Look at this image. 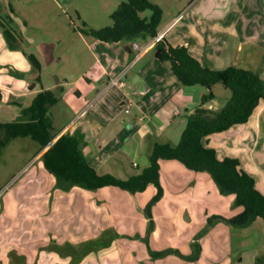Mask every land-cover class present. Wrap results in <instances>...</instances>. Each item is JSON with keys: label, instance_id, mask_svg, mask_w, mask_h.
Wrapping results in <instances>:
<instances>
[{"label": "crops", "instance_id": "0c3cea01", "mask_svg": "<svg viewBox=\"0 0 264 264\" xmlns=\"http://www.w3.org/2000/svg\"><path fill=\"white\" fill-rule=\"evenodd\" d=\"M53 1L61 6L57 0ZM224 1L229 5L225 10L215 9L192 14L195 11L193 7L198 4L194 2L185 10L183 18L173 15L169 21V17L162 14L160 24L164 21V28L160 29L159 25L157 34L165 32L164 40L168 45L174 48L186 47L190 55L204 66L215 70L236 66L258 73L264 80V0ZM121 5L122 2L119 9ZM20 23L27 29L25 22ZM74 31L94 60L62 58L56 54L57 44L54 41L43 43L39 56L33 51L28 53L21 44L24 40L30 43L32 39L21 30L18 34V31H13L10 27L6 29L0 20V67L7 68L5 73L0 72V93L6 97V104L10 103L11 98L24 100L23 122L36 121L42 105L47 104L53 128L58 134L56 139L63 134L73 136L83 156L99 175L109 174L127 180L150 166V156L155 144L176 146L179 143L186 127V116L201 103L207 89L182 85L173 74L170 63L161 60L162 51L157 49L156 44L151 45L152 38L146 41L134 40L128 45L123 40L100 41L83 34L76 25ZM88 39H92L90 44ZM133 44L147 49L128 71L125 88L106 90L109 79L133 61L136 54L132 49ZM61 64L64 65L63 69L58 67ZM228 100L225 99L223 104ZM93 101V106L86 109ZM222 105L217 106L213 101L210 107L217 110ZM32 106L34 109L27 112ZM84 110V115L79 117ZM206 145L214 149L221 160L239 159L241 168L255 179L257 189L264 194V100L247 123L208 137ZM46 150H40L37 158L42 159ZM167 161L174 160L161 161V183L162 165L169 166ZM172 165L174 164H170V167ZM41 168L43 175L48 176L44 186L49 185L50 190L57 187L55 177L45 169L44 163ZM168 169L169 167L167 171ZM196 173H200L201 177L208 175L211 178L209 174L204 173L202 176L203 172ZM177 176H172V181L181 183V175ZM98 191L103 192V195L100 197L101 205L92 206L95 212L85 203L87 198L93 199L94 194L81 187L75 186L66 192L56 189L55 193L58 196L62 193H76L73 207L79 209V214L74 209L73 219L80 223L87 221L90 230L86 231L89 235L93 233L91 224L98 225L99 229L108 222L106 215L109 217V211L106 208L110 205L111 210H114L113 206L119 210V221L126 220L128 225L134 222L135 227L141 221L144 231H147L148 221L143 214L136 213L134 204V200L145 191L136 195L117 187H105ZM44 198L46 193L40 206L43 215L49 209ZM108 199V207L105 208ZM57 201L51 207L52 210ZM58 205L61 206L62 202ZM163 208L155 207L154 216L166 223L169 222V213ZM83 209L85 213L81 212ZM242 211L243 208L240 214ZM65 216L60 215L57 219L63 220L61 217ZM45 217L52 219L50 215ZM244 221L248 220L241 222ZM9 225L7 222L0 227V264H70L67 255L77 257L81 251L76 245L73 249L67 248L66 252L49 241L42 240H39L42 248L31 247L29 242H32L31 245L36 244L25 236L20 237L19 233L14 238ZM112 225L110 222L108 229ZM155 236V240L149 239L146 242L147 245L138 244L135 249L137 255L132 260H123L116 251H111L103 256L106 258L103 261H89L86 264H186L177 263L169 259V256L153 260L149 256L150 250L169 251V234H166L165 240L159 237L161 241ZM170 246L174 251L188 254L186 245L172 243Z\"/></svg>", "mask_w": 264, "mask_h": 264}, {"label": "rangeland", "instance_id": "374dc122", "mask_svg": "<svg viewBox=\"0 0 264 264\" xmlns=\"http://www.w3.org/2000/svg\"><path fill=\"white\" fill-rule=\"evenodd\" d=\"M122 1L57 0L61 5L59 7L53 0H0V20L5 24L6 29L10 27L13 31H18V34L21 30L25 36L32 39L30 43L24 40L21 44L28 53L33 51L39 56L42 44L54 41L57 44L56 54L60 57L85 58L87 61H92L94 59L87 46L75 33L74 25L85 31H97L111 26L113 24L111 17L120 10ZM149 1L158 5L162 14L166 18L169 17V21L173 15L183 18L185 10L194 2L198 4L193 7L195 11L192 14L229 8L224 0ZM150 17L151 11L141 14L142 19ZM13 18L16 20L12 21ZM20 21L28 25L27 29L21 26L23 24ZM163 28L164 21L160 24V29ZM90 40L92 39H88L89 44L92 42ZM133 42L134 39L123 40V43L128 45ZM96 51L94 49L95 53ZM58 67L63 69L64 65L61 64ZM4 70L7 68L0 67V72L5 73ZM213 93L214 103L217 106L222 105L223 101L230 99L232 95L231 91L222 84H217L213 88ZM24 103L23 99L17 101L11 98L10 103L6 104V97L0 93V122H23L22 105ZM39 152L40 146L37 142L30 138H18L11 141L0 156V227L9 222L8 228L14 232V238L19 236L18 233L20 237L25 236L36 244L31 245L32 242H29L31 247L42 248L43 245L39 244V240L49 241L66 252L67 248L73 249L77 245L81 249L79 255L77 257L73 254L67 255L70 264L103 261L106 259L103 256L111 251L113 253L116 251L115 253L121 255L123 260H132L137 255L135 249L139 243L146 244L149 239L155 240V235L158 236L157 240L161 241L159 237L165 240L166 234H169L167 256L177 263L255 264L256 258L264 253V220L258 218L253 223L241 222L239 219L241 208L237 206L234 195L223 194L212 177L208 175L201 177L200 173L187 169L177 161L166 162L174 164L172 167L170 164L162 165L161 186L164 194L151 208L154 223L152 231H149L151 224L146 213L157 193L154 186H150L137 197L136 201L134 200L136 213L140 212L148 221L147 231H144L141 221H138L137 227L133 224L134 222L128 225L126 220L119 221L120 218L117 215L119 210L117 211L115 206H113L114 210H111L112 206H107L108 199L105 205L109 211V217L106 215L108 222L99 229L98 225L95 226L92 222L93 233L89 235L88 222L84 220L80 223L73 219L74 209L79 214V209L73 207L76 193L72 195L62 193L61 195H64L62 197L55 193L56 189L61 190L59 187L50 190L49 185L44 186L48 176L43 175L41 168L43 159L37 158ZM204 173L208 174L203 172L202 176ZM177 174L181 175V183L172 181V176L176 178ZM87 192L93 193L94 197L87 198L85 203L89 204L95 212L92 206L93 204L101 205L100 197L103 192L99 193L98 190H87ZM45 193L44 199L49 209L45 210L43 215L40 206ZM56 201L55 209L52 210L51 207H54ZM60 202H62L61 206L58 205ZM76 205L79 206L78 201ZM155 207L159 209L164 207L165 212L169 213V222L164 223L155 218ZM81 212L85 213V210ZM83 213L81 215L84 216ZM49 215L52 219L45 217ZM60 215L66 216L61 217L63 220H58ZM110 222L113 225L108 229ZM172 243L186 245L188 254L174 251V248L170 246ZM149 256H151L150 253Z\"/></svg>", "mask_w": 264, "mask_h": 264}, {"label": "trees", "instance_id": "16d2710c", "mask_svg": "<svg viewBox=\"0 0 264 264\" xmlns=\"http://www.w3.org/2000/svg\"><path fill=\"white\" fill-rule=\"evenodd\" d=\"M151 11L149 19L141 14ZM113 24L101 30L85 31L103 42H119L124 39L146 41L157 35L162 19V10L149 0H123L121 9L111 17ZM162 51L161 60L171 65V70L182 85L201 86L207 94L193 112L186 116V127L176 146L155 144L150 156V166L138 175L121 180L112 175H99L83 156L76 139L63 134L58 139L52 125L48 105L43 104L40 116L32 122H0V156L8 144L18 138H30L37 142L43 155L45 169L56 178L57 187L67 191L75 186L96 191L105 187H117L132 195L144 192L154 185L156 196L147 209V218L154 228L151 216L152 205L160 201L164 190L160 182L161 161L174 160L187 169L208 173L223 194L236 198L237 206L243 208L241 221L253 223L264 220V194L256 187L255 179L241 168L236 158L219 159L214 149L207 147L208 137L228 131L234 126L245 124L264 100V80L251 70L229 66L215 70L202 65L190 55L186 47H171L165 40L156 44ZM222 84L231 91V98L221 108L215 110L211 104L215 100L213 88ZM34 109L32 106L28 111ZM56 139V140H55ZM55 140V141H54ZM169 251L150 250L153 260L165 258ZM255 264H264V254L256 258Z\"/></svg>", "mask_w": 264, "mask_h": 264}, {"label": "built area", "instance_id": "2783aa9c", "mask_svg": "<svg viewBox=\"0 0 264 264\" xmlns=\"http://www.w3.org/2000/svg\"><path fill=\"white\" fill-rule=\"evenodd\" d=\"M164 36H165V32L163 33H160V34H157L155 37L152 38L151 40V45H154V44H158L162 41H164ZM132 49L134 51H136V54L134 56V59L133 61L131 62V64H129V66H127L126 68H124L119 74H117L116 76L112 77L109 79L108 83H107V86H106V90L107 89H110V88H117V89H124L126 84H125V80H126V76L128 74V71L130 70V68H132L136 63L137 61L141 58L142 56V53L147 49L146 47H141L140 45L138 44H133L132 45ZM95 101L93 102H90L86 109L89 108V107H92L93 104H94ZM85 109V110H86ZM85 110L80 114L79 117L83 116L84 113H85Z\"/></svg>", "mask_w": 264, "mask_h": 264}]
</instances>
